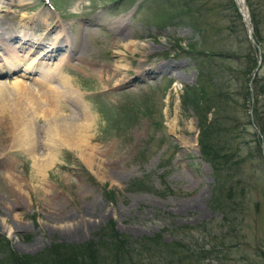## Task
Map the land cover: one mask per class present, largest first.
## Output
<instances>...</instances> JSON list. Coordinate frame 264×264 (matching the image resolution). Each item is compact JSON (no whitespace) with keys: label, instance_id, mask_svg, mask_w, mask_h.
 Listing matches in <instances>:
<instances>
[{"label":"rangeland","instance_id":"374dc122","mask_svg":"<svg viewBox=\"0 0 264 264\" xmlns=\"http://www.w3.org/2000/svg\"><path fill=\"white\" fill-rule=\"evenodd\" d=\"M200 1L211 9L193 22L207 24L205 43L196 25L162 0H49L50 6L44 0L2 1L0 58L6 48L18 47L22 56L62 67L94 117L92 144L99 148L90 161L60 148L42 180L30 154L12 139L25 130L42 138L49 108L40 95L46 87L19 72L3 78L10 88L17 82L38 93L34 113H27L29 100L21 93H6L7 110L0 111V235L16 254L96 242L111 223L128 240L132 259L142 254L139 264H264V163L249 134L255 130L244 135L242 153L248 154L237 172L248 196L243 236L223 243L222 215L212 203L215 182L198 151V122L181 104L201 67L181 49L192 44L231 52L245 48L248 38L244 25V32H230L231 11L219 5L223 0ZM174 14L186 23L169 22ZM257 71L264 75V63ZM19 102L26 108L16 121ZM62 105L64 116L77 114L73 103ZM141 183L144 188H137ZM148 240L157 245H146Z\"/></svg>","mask_w":264,"mask_h":264},{"label":"trees","instance_id":"16d2710c","mask_svg":"<svg viewBox=\"0 0 264 264\" xmlns=\"http://www.w3.org/2000/svg\"><path fill=\"white\" fill-rule=\"evenodd\" d=\"M162 1L175 13L188 19L189 24L196 25L199 39L205 43L207 24L193 22L197 16L200 20L205 19L211 12L210 8L205 11L200 0ZM224 1L219 5L231 11L228 27L230 32L234 34L238 28L244 32V24L236 3L234 0H227L225 6ZM246 3L250 8L253 39L261 47V44H264V0L254 3L246 0ZM175 8H181L183 11ZM193 15L195 17L192 19ZM184 19L181 20L174 14L167 20L185 24ZM245 41V48L240 46L231 52H210L192 44H187L185 50L181 49L182 53L187 55L192 52L193 55L189 56L195 62L200 60L197 84L184 89L181 104L192 110L198 122V151L200 158L209 166L215 182L212 203L222 215L218 230L223 243L229 240L235 242L243 236V204L248 201V196L246 190L240 187L237 172L248 154L244 156L242 153V148L248 143L244 135L252 128L255 132L249 131V134L253 138L255 153L261 156L264 163V75L257 71L253 76L258 66L257 49L248 38ZM261 61L264 63L262 53ZM146 112L149 113L150 109ZM238 112L242 113L240 117L236 116ZM242 117L247 118L246 123H242ZM248 150L250 155V149ZM137 188H144V185L141 183ZM127 243L128 240L118 234L110 223L102 230L101 238L96 242L92 240L80 245L55 244L35 256H19L11 250L9 241L0 235V264H139L142 254H136V259L133 260L134 253ZM144 243L157 245L156 240ZM163 247L167 249V246ZM227 247L234 246L229 243ZM212 250L205 253L211 254ZM189 257H193L192 254Z\"/></svg>","mask_w":264,"mask_h":264},{"label":"bare ground","instance_id":"6f19581e","mask_svg":"<svg viewBox=\"0 0 264 264\" xmlns=\"http://www.w3.org/2000/svg\"><path fill=\"white\" fill-rule=\"evenodd\" d=\"M2 1L3 0H0V7L3 5ZM23 1L25 0H19V2ZM21 37L24 41L27 40L24 35H21ZM39 48H42L41 44H39ZM16 49L18 51L15 50V48L14 50L6 48L3 54L4 58H0V111L5 112L7 110L2 99L3 97L4 99L7 97V95L5 96L6 93H8L9 96H14V93L17 95L21 93L23 99L24 96L28 98L29 101L26 103L30 107H27L28 114L31 112L34 113V110H36L33 108V105H37L38 103V93L35 92L32 86H21L16 82L13 84L12 88H10L6 81L3 80L4 77L19 72L24 78L28 79L29 77L36 76L34 80L38 81V79H40V84L46 87L43 88L44 93L40 95V98L43 106L49 108V115L43 117L45 124L42 128V138L38 136L34 138L36 133L34 136H31L30 132L27 130L15 133L12 139L15 145L14 147L21 148L26 151V153L30 154L35 171L38 176L42 177V180H44L48 169L53 166L57 159V153L60 151V148L73 150L83 159L90 161L99 151V148L97 149L92 144L93 137L91 131L94 128V117L83 102L78 91H72L73 85L70 81V77L63 72L62 67L59 65V68L57 66L52 68L45 62H42V60L41 62L38 61L41 58L38 60H36V58L32 59L30 58L32 54L22 56V52L18 47H16ZM43 56L46 55L44 54ZM53 81H56V83ZM52 83H54L53 87L50 86ZM13 88L15 89L13 90ZM16 88L20 89V91H17ZM64 92L67 94L62 95ZM63 102L73 103V110L77 114H70L69 117L64 116L63 109L65 107L62 105ZM17 107L18 109L15 104V109L19 112L16 121L22 116L21 110L26 108L22 102H19Z\"/></svg>","mask_w":264,"mask_h":264},{"label":"water","instance_id":"95a60500","mask_svg":"<svg viewBox=\"0 0 264 264\" xmlns=\"http://www.w3.org/2000/svg\"><path fill=\"white\" fill-rule=\"evenodd\" d=\"M235 1H239L241 2L242 4V8L239 10L242 18H243V22H244V25L248 31V38L250 40H252V27L250 26V23H249V16H248V12H247V7L245 5V0H235ZM255 46H256V49L258 51V66H260V63H261V57H260V53H261V50H260V46L258 44H256L254 42Z\"/></svg>","mask_w":264,"mask_h":264}]
</instances>
